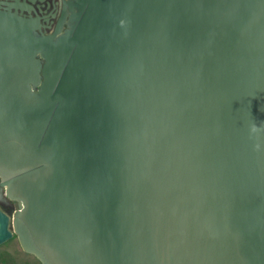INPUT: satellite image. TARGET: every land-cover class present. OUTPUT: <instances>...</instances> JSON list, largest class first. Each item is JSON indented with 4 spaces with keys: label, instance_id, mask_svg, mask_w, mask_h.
I'll list each match as a JSON object with an SVG mask.
<instances>
[{
    "label": "water",
    "instance_id": "water-1",
    "mask_svg": "<svg viewBox=\"0 0 264 264\" xmlns=\"http://www.w3.org/2000/svg\"><path fill=\"white\" fill-rule=\"evenodd\" d=\"M0 2V246L41 264H264V0Z\"/></svg>",
    "mask_w": 264,
    "mask_h": 264
},
{
    "label": "flooded vegetation",
    "instance_id": "flooded-vegetation-1",
    "mask_svg": "<svg viewBox=\"0 0 264 264\" xmlns=\"http://www.w3.org/2000/svg\"><path fill=\"white\" fill-rule=\"evenodd\" d=\"M68 0H20L18 12L23 16L40 18L42 31L51 34L55 31L63 16L64 3ZM5 4H16V0H0ZM1 185V180H0ZM17 207V203L5 198L4 190L0 186V209L10 215L8 211Z\"/></svg>",
    "mask_w": 264,
    "mask_h": 264
},
{
    "label": "rangeland",
    "instance_id": "rangeland-1",
    "mask_svg": "<svg viewBox=\"0 0 264 264\" xmlns=\"http://www.w3.org/2000/svg\"><path fill=\"white\" fill-rule=\"evenodd\" d=\"M17 207L8 211L13 215ZM0 264H41L34 256L24 252L17 236L0 246Z\"/></svg>",
    "mask_w": 264,
    "mask_h": 264
}]
</instances>
